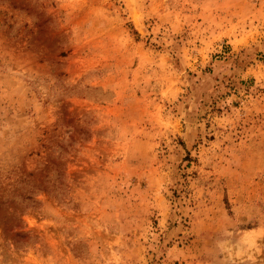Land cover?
<instances>
[{
	"label": "rangeland",
	"instance_id": "1",
	"mask_svg": "<svg viewBox=\"0 0 264 264\" xmlns=\"http://www.w3.org/2000/svg\"><path fill=\"white\" fill-rule=\"evenodd\" d=\"M0 264H264V0H0Z\"/></svg>",
	"mask_w": 264,
	"mask_h": 264
}]
</instances>
